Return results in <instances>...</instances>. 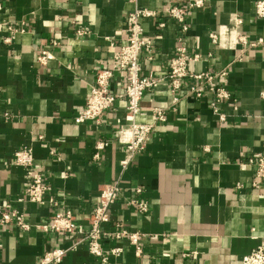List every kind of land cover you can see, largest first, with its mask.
Masks as SVG:
<instances>
[{"label":"crops","instance_id":"obj_1","mask_svg":"<svg viewBox=\"0 0 264 264\" xmlns=\"http://www.w3.org/2000/svg\"><path fill=\"white\" fill-rule=\"evenodd\" d=\"M187 1L0 0V110L11 114L0 117V202L18 207L30 225L0 228V264H34L53 247L73 243L76 248L61 264H241L242 256L264 245V178L257 179L247 163L264 140V43L249 44L264 39L256 0H203L190 12L183 34L177 22L165 19L152 58L140 53L142 73L163 79L144 92L137 120L148 121L155 107L166 108V118L156 124L145 149L125 167L121 163L126 149L115 134L127 124L125 73L114 67L112 52L126 42L127 14L137 6L157 11L142 20L143 32L154 36L164 8ZM236 17L246 45L227 31ZM78 28L87 33L77 37ZM179 45L201 56L189 61L191 73L226 72L216 77L229 92L220 108L225 121L213 113L203 86L202 96L193 93L199 79L186 76L178 89L172 88L168 62ZM42 48L53 53L46 65L36 61ZM102 67L113 69L115 101L100 123L77 124L73 116L85 106ZM98 140L108 144L95 160ZM21 147L32 149L34 167L47 186L40 204L22 194L26 175L13 162ZM115 181L123 189L102 225L103 246L120 244L123 251L101 262L89 254L83 236L100 188ZM50 197L72 211L73 232L42 229L58 209ZM132 197L146 200L147 210L137 212L127 203ZM116 224L142 234L139 256L130 242L111 237Z\"/></svg>","mask_w":264,"mask_h":264},{"label":"built area","instance_id":"obj_2","mask_svg":"<svg viewBox=\"0 0 264 264\" xmlns=\"http://www.w3.org/2000/svg\"><path fill=\"white\" fill-rule=\"evenodd\" d=\"M136 2V0H129ZM203 0H189L185 4H172L163 10L162 17L157 22V34L154 36L146 35L143 32L142 20L158 15L155 10H149L142 7H134L128 12L126 18V42L118 46L113 52L114 67L121 69L125 73V80L122 87V96L126 100L124 117L127 120L125 126H120L116 132V141L123 145L126 149V157L122 160L123 167L135 154L141 153L151 138L152 131L158 122L164 121L166 118V108L155 107L150 113L149 120L140 122L137 117L143 114L141 108V99L144 92L154 88L163 79L156 77L152 73L144 75L142 66L139 61L140 53L144 52L148 59L152 58L153 46L157 38H160L161 32L165 26V19H172L179 25L181 33H186L189 29L187 19L193 10L201 7ZM254 13L257 17L264 18V0H256L254 2ZM241 19L236 17L232 25L227 28L229 34L235 36L236 42L239 44H247L246 36L240 31ZM12 30L10 26H7ZM87 33L86 30L78 28L75 31L77 37H82ZM221 33V32H220ZM210 37L216 41L217 35L211 33ZM11 36L4 39L8 43ZM183 36L178 38L182 41ZM259 43H264L261 37L256 41L249 43L250 46H255ZM57 42L52 40L51 45H56ZM110 46H114L110 40ZM200 54H189L185 46L179 45L175 49V53L170 56L168 67L169 71L167 78L173 89H178L181 86V80L186 76H192L200 80L199 86L192 87L193 93L200 97L205 92L210 95L209 104L215 115L220 121H225L226 116L220 110L221 105L229 97L228 90L216 82L217 76H224L225 71L221 72H201L191 73L188 70V63L191 60L200 58ZM53 58V53L48 48L39 50L36 61L40 65H46ZM113 76L112 68H98L95 72L94 83L90 86L89 95L86 99L85 106L79 110L74 116L75 123H81L86 120H91L95 123L101 122L102 114L107 111L115 101V95L110 87V81ZM203 86L204 89L201 87ZM175 99V98H174ZM176 100V99H175ZM0 117L10 118L11 114L8 111L0 110ZM108 144L105 140L95 142L92 158L97 160L101 156V152ZM14 164L21 166L26 175V183L23 188V196L29 203L40 204L46 194L47 186L43 181L40 170L34 167L33 151L30 147H21L14 152ZM248 164L254 167L257 179L264 178V140H262V150L257 152L255 156L248 158ZM255 181L254 184H257ZM123 189V185L119 181L104 184L100 188V193L95 206L89 217V224L84 233L83 240L86 243L89 254L97 257L101 262H107L110 255H119L123 248L120 244H114L108 248H104L103 241L107 233L103 230L102 225L109 220L110 207L115 202ZM136 193L141 192L139 186L134 187ZM21 202L20 199H18ZM49 202L56 205L58 209L51 217L49 222L41 225L44 230H53L60 233H70L74 231V215L72 211L65 207L64 204L59 205L58 201L53 197L49 198ZM137 212H145L148 208L146 200H140L132 197L127 201ZM16 224L22 229L30 228V225L25 221V213L13 207L7 201L0 202V228L9 224ZM111 237L120 242L125 239L134 246L135 255L139 256L142 253L141 241L143 236L138 231H129L124 228H119L116 224V229L110 232ZM76 243L69 244L67 247L56 246L44 252L34 264H61L64 255L67 251L75 249ZM241 264H264V245H258L251 249L247 254L242 256Z\"/></svg>","mask_w":264,"mask_h":264}]
</instances>
